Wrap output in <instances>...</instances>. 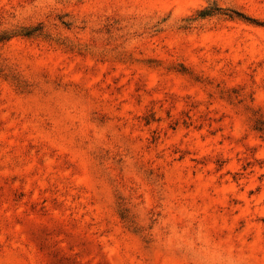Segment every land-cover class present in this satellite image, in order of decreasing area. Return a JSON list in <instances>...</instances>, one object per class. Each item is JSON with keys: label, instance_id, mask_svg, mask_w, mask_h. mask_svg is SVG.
I'll return each mask as SVG.
<instances>
[{"label": "rangeland", "instance_id": "obj_1", "mask_svg": "<svg viewBox=\"0 0 264 264\" xmlns=\"http://www.w3.org/2000/svg\"><path fill=\"white\" fill-rule=\"evenodd\" d=\"M0 264H264V0H0Z\"/></svg>", "mask_w": 264, "mask_h": 264}]
</instances>
